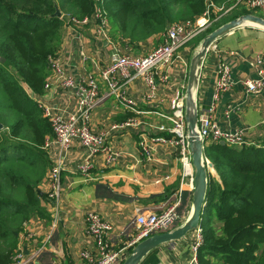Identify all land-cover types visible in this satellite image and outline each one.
I'll list each match as a JSON object with an SVG mask.
<instances>
[{
	"label": "crops",
	"instance_id": "obj_1",
	"mask_svg": "<svg viewBox=\"0 0 264 264\" xmlns=\"http://www.w3.org/2000/svg\"><path fill=\"white\" fill-rule=\"evenodd\" d=\"M246 10L245 6L236 7L235 11ZM262 16L259 10L252 12ZM232 12L227 14V17ZM222 21L225 17H222ZM230 20H228L229 22ZM227 23V21H224ZM62 48L58 58L66 74H91L98 82L100 95L106 93V86L98 74L100 68L111 61L113 48L133 56H146L152 47L150 44L159 40L158 36L139 43L135 47L126 43L113 44L110 38L97 34L91 25L63 28ZM182 48L178 55L182 60L162 70L155 81L153 91L136 78L131 83H124L122 91L134 100L136 111L123 108L114 97L101 101L93 111L90 119L92 130L107 129L111 123L134 118L139 127L131 132L108 136L106 141L114 150L120 152L117 162L107 166L102 157L94 159V167L87 177L78 171V166L86 158L84 149L76 145L64 155L66 168L61 175V201L59 219L52 227L49 208L44 206L43 216L35 215L28 226L27 234L33 238L20 241L24 258L30 257L35 249L40 251L37 260L30 264H85L80 254L92 250L90 237L85 232V215L87 212L100 214L113 227L110 242L112 249H120L134 235L135 210L147 213H161L169 204H177L176 212L179 223L189 216L191 194L187 187L180 188V160L178 149L169 143L152 142V137H170L169 132L159 134V127L167 125L158 114L170 112V102L177 92L185 93L188 76V65L197 46L193 43ZM202 39H200L201 41ZM150 48V50H148ZM228 53H233L231 56ZM257 55H264V29L255 26H241L218 38L205 52L200 65V76L197 83L195 104L197 112L207 110L213 103L214 84L218 78V65L225 63L231 71L232 85L222 93L212 120L223 131L236 132L243 129L244 138L254 145L264 136V92L249 95L242 87V82L253 79L256 72L250 62ZM53 83L48 91L43 90L40 96L43 103L61 113H77L79 101L69 89ZM155 120L164 122L158 126ZM159 123V124H160ZM150 150L147 157L140 143ZM215 173V172H214ZM157 183L159 179H164ZM215 177L216 174H215ZM42 204V202H40ZM192 232L183 239L172 241L157 248V264H188ZM128 257V251H124Z\"/></svg>",
	"mask_w": 264,
	"mask_h": 264
},
{
	"label": "trees",
	"instance_id": "obj_2",
	"mask_svg": "<svg viewBox=\"0 0 264 264\" xmlns=\"http://www.w3.org/2000/svg\"><path fill=\"white\" fill-rule=\"evenodd\" d=\"M94 1L0 0V123L5 127L9 121L13 136L29 140L27 144L8 142L0 129V264L12 263L24 222L32 215L43 216L36 187L50 165L42 144L52 136V129L22 84L34 95L43 94L50 57L59 54L63 42V22L54 16L56 10L82 19L94 11ZM210 2L215 7H232L225 21L252 12L235 11L236 0H101L100 5L110 39L135 47L160 37L175 23L195 22ZM222 12H212L211 18ZM214 29L202 32L195 46ZM204 157L217 177L207 172L197 264H264V136L255 145L210 144L204 148ZM15 166L28 168V173ZM20 187L26 202L8 197V192ZM156 250L141 264L156 261Z\"/></svg>",
	"mask_w": 264,
	"mask_h": 264
},
{
	"label": "built area",
	"instance_id": "obj_3",
	"mask_svg": "<svg viewBox=\"0 0 264 264\" xmlns=\"http://www.w3.org/2000/svg\"><path fill=\"white\" fill-rule=\"evenodd\" d=\"M238 2L247 9L259 10L264 19V0H238ZM221 7H215L212 4L207 6V9L199 16L195 22L182 21L169 26L164 34V42L162 45L151 50L147 56H133L125 54H117L112 52L111 61L101 67L98 74L100 80L106 86V93L100 95L98 90L97 80L89 75H70L65 74L61 68L60 59L50 57V76L46 81L45 89H48L51 84L59 83L65 89L71 90L78 98L79 111L77 113L57 112L50 106H47L40 99H34L38 109L42 111L43 116L47 119L50 128L52 129V136L45 137L42 150L45 152L48 162L50 163L44 188L47 192V206L50 207V215L52 218V227L56 226L59 219V205L61 201V175L66 168L64 162V155L73 147L78 145L86 152V158L81 161L78 166V171L83 177H87L89 172L94 167V159L99 156L107 166L114 165L120 152L114 150L108 144L106 138L108 136L119 135L126 132H131L139 127L138 121L134 119H126L120 122H114L109 125L107 129L92 130L90 127V119L96 106L103 100L110 97H115L123 108L130 112L139 113L136 111L134 100L128 98L121 89L122 82L118 78L122 75L125 78L136 79L140 78L147 89L153 91L155 89L156 76L168 68L175 59L182 60L181 55H176L182 47L191 42L194 38L205 31L213 22L209 19L210 12H221ZM69 21L72 25L81 26L91 25L97 34H104L109 25L106 13L102 5L98 4L90 16L80 19H73ZM75 28V27H73ZM98 31V32H97ZM117 50V49H113ZM233 56V53H228ZM250 66L255 70L256 75L253 79H247L242 82V87L249 95L260 94L264 92V55H257ZM218 78L214 84L213 103L207 110H202L197 114L196 122V136L199 142L204 146L205 144H219L223 141L229 147H237L249 145V142L244 138V132L237 130L230 133L223 131L220 126L215 124L212 120V114L216 109V104L222 93L230 89L232 85L231 71L225 63L218 65ZM184 94L177 92L170 102V112L166 115L158 114V117L170 122L173 125L171 128L161 126L158 131L159 134L169 132L170 137L162 136L152 137L151 141L161 144H167L178 149L180 160V188L179 192L185 190L191 194L194 187V169L192 166V159L190 157L189 143L187 142V124L184 119ZM144 154L148 157L150 150L144 143H140ZM206 159V158H205ZM209 161L208 159H206ZM159 179L157 183L167 180ZM177 204L169 205L161 213H147L140 209H136V216L134 218V235L125 242L120 249H112L110 242L113 227L100 214L94 212H87L85 215V232L90 237L92 243V250L82 251L80 258L85 264H121L127 257L124 251L129 253L134 249L139 242L151 237L154 234L169 232V228H174L178 222V213L176 212ZM25 234V235H24ZM21 235V241L27 238H33L32 233L24 231ZM202 243V230L197 227L192 232V239L190 241L191 258L188 264H197V253L199 246ZM18 255H16L13 264H30L34 263L40 251L35 249L30 257L24 258L23 251L18 248ZM128 253V254H129Z\"/></svg>",
	"mask_w": 264,
	"mask_h": 264
},
{
	"label": "water",
	"instance_id": "obj_4",
	"mask_svg": "<svg viewBox=\"0 0 264 264\" xmlns=\"http://www.w3.org/2000/svg\"><path fill=\"white\" fill-rule=\"evenodd\" d=\"M54 16L59 18L60 12L56 10ZM247 25H253L264 29V19L253 14H247L239 16L234 20L217 27V29L206 34L205 37L202 38L198 48L189 61L184 98V119L187 124V142L189 143L190 157L194 169V187L192 191L189 216L182 224L176 226L169 232L154 234L136 244L134 249L121 264H141L142 261L159 246L183 239L188 233L193 232L199 227L200 216L202 214L201 210L205 206V192L208 183L207 172L210 168L213 169L212 163L205 159L203 145L199 142L195 133L197 125V107L195 104V98L197 93V83L200 76V65L204 59L206 50L211 44L217 41L218 38L234 31V29L238 27ZM219 144L225 145L223 141H220Z\"/></svg>",
	"mask_w": 264,
	"mask_h": 264
},
{
	"label": "rangeland",
	"instance_id": "obj_5",
	"mask_svg": "<svg viewBox=\"0 0 264 264\" xmlns=\"http://www.w3.org/2000/svg\"><path fill=\"white\" fill-rule=\"evenodd\" d=\"M237 2H238V0H236ZM94 3H95V6L94 7H96L97 5H98V3L100 4L101 3V0H95L94 1ZM239 3V2H238ZM209 4H212L213 6H215L213 3H208V5ZM239 6H241V4L239 3ZM222 9H223V12L222 13H220L219 15H216L215 16V18H211V13H212V11L210 12V20L213 22L212 24H210L209 26H208V28H211V27H216V29H217V27H219V26H221V25H223V24H225V23H223L226 19H227V14H229L230 13V11L232 12V7H230V8H225L224 7V5H221L220 6ZM249 10V9H248ZM252 12H254V11H256V10H254V9H252L251 10ZM60 12V18H61V20H62V22H63V28H66V27H68V28H73V27H77V26H81V24H78L77 26H75V25H72V23L70 22L72 19V16L71 15H69V13L68 12H62V11H59ZM251 12V14H253V15H255V16H258V15H256V14H254V13H252ZM88 16H90V15H87V16H84V17H88ZM84 17H82V18H84ZM222 17H225L226 19L225 20H223V22H222ZM258 17H260V16H258ZM260 18H263L262 16L260 17ZM70 20L69 21V23L67 22V20ZM80 20H82V19H80ZM230 22V21H229ZM227 23H228V21H227ZM247 26H249V25H247ZM253 26V25H252ZM255 27H257V26H255ZM93 28V27H92ZM207 28V29H208ZM259 28V27H258ZM94 29V28H93ZM107 29H108V33H109V25H107ZM262 29V28H261ZM63 30V29H62ZM215 30V29H214ZM95 31V30H94ZM98 32V31H97ZM204 32V31H203ZM164 34H165V32H164ZM164 34H162V35H160V37L159 38H161V39H159V40H155V41H153L151 44H150V47H152L151 49H154V48H156V47H158V46H160V45H162L163 44V42H164ZM101 36H103V37H105V39H107V38H110L109 37V35H107V30H105V33L104 34H102ZM198 37V36H197ZM196 37V38H197ZM204 37H205V35H204ZM204 37H202V38H204ZM196 38H194V39H196ZM193 39V40H194ZM107 40H109V39H107ZM192 40V41H193ZM192 41L191 42H189L187 45H185L184 47H182V48H186L187 46H190L191 45V43H192ZM111 42H113L112 40H111ZM197 42V40H195L193 43L195 44ZM140 43H142V42H140ZM113 44H116V43H114L113 42ZM200 44V43H199ZM136 45H139V43L138 44H136ZM212 45V44H211ZM210 45V46H211ZM199 46V45H198ZM198 46L195 48V50H194V52L196 51V49L198 48ZM209 46V47H210ZM61 48H62V44H61ZM114 49V48H113ZM116 49V48H115ZM148 50H150V48L148 49ZM182 49H180L179 51H181ZM114 51H116L117 52V54H125V55H128L129 54V52H126V53H122L119 49H117V50H112V52H114ZM178 51V52H179ZM207 51V50H206ZM194 52H193V55H194ZM149 53V52H148ZM147 53V54H148ZM112 54V53H111ZM110 54V55H111ZM147 54H146V56H147ZM129 55H132L131 53L129 54ZM176 55H178V53L176 54ZM192 55V56H193ZM138 57H141V56H138ZM60 62V64H61V68H62V61L60 60L59 61ZM109 64V63H108ZM101 69V68H100ZM62 70L64 71V69L62 68ZM50 68H49V73H48V75L50 76ZM65 73V72H64ZM66 74V73H65ZM84 74H87V73H84ZM74 75V74H73ZM89 75H91V74H89ZM49 76H48V78L46 79V81H48L49 80ZM92 76V75H91ZM118 78L119 79H121V80H124V81H126L127 83H131V81H132V79H130V78H125V77H123L122 75H119L118 76ZM138 79H140V78H138ZM140 80H142V79H140ZM45 84H46V82L44 83V85H43V90L44 91H48V90H50L51 89V87H52V85L53 84H51L50 85V87L48 88V89H45L44 87H45ZM57 85L56 86H58V87H60V84L57 82L56 83ZM123 85H124V83H122V85H121V89H122V87H123ZM22 86L24 87V92L26 91L27 93H29L30 95H31V97H32V99H33V101H34V103L36 104V102H35V100L36 99H38V100H40L41 98H40V96H42V95H34V94H32L30 91H29V89L27 88V87H25L23 84H22ZM25 92V93H26ZM184 94V96H185V93H183ZM115 98V97H114ZM35 99V100H34ZM116 99V98H115ZM116 101L118 102V100L116 99ZM119 103V102H118ZM120 104V103H119ZM36 106H37V104H36ZM37 108H38V106H37ZM39 110V109H38ZM40 111V110H39ZM42 112V111H41ZM197 114H198V112H197ZM42 118H45L44 116H43V113H42ZM46 119V118H45ZM132 119H134V118H132ZM131 119V120H132ZM6 120H10V117H9V119H6ZM47 120V119H46ZM135 120V119H134ZM48 122V121H47ZM137 122V121H136ZM161 121L160 120H155L154 121V123H157V125L158 126H160V125H162L164 122H162V123H160ZM160 123V124H159ZM166 124H168L167 125V127H166V125H162V126H164L165 128H171L173 125H171V123L170 122H165ZM0 125H1V123H0ZM9 125H10V123H9V121H8V124H5V127H3L2 125H1V129L3 130V132H4V134H5V139L8 141V142H10V141H14V142H18V143H25V144H27L28 142H29V140H27V141H24V140H22L20 137H17V136H13L11 133H10V129H9ZM139 125V124H138ZM161 127V126H160ZM159 127V128H160ZM186 130H187V128H186ZM237 130H242L243 131V129H237ZM187 132V131H186ZM195 133H196V131H195ZM48 137V136H47ZM45 140V139H44ZM208 145H210V144H205L204 146H203V148H205L206 146H208ZM249 145H254L253 143H249ZM48 168H49V166L46 168V171H45V175L43 176V178H42V181L37 185V189L36 190H39V192H40V197H41V200H40V202H42V204H39V208H41L42 209V211L45 209L44 208V206H47V200H48V198H47V192L45 191V188H44V182H45V178H46V174H47V171H48ZM15 169L17 170V171H19V172H23V173H25V174H27L28 173V168H26V167H23V166H20V167H18V166H15ZM32 170H33V168H32ZM208 172H210V174L212 175V176H215V173H214V169H209V171ZM31 174V173H30ZM30 180H32V176L30 177ZM35 192V191H34ZM8 194L10 195V196H8V197H10V198H13V199H15V200H17V201H20V202H26L27 201V198H26V193L24 192V189L23 188H14V190H12L11 192H8ZM192 198V197H191ZM169 205H173V203H171V204H169ZM168 205V206H169ZM167 206V207H168ZM33 208L35 207V206H32ZM48 207V206H47ZM44 208V209H43ZM49 208V211H50V207H48ZM32 220H34V215H32L26 222H24V224H23V231H21V232H19L18 234H19V242H18V244H17V248H16V252H15V255L13 256V258H12V263L11 264H13V262H14V260H15V257H16V255H18V248L20 247V245H19V243H20V241L23 239V238H21V235H23L24 234V231H27V228H28V226L29 227H31L32 225H31V222H32ZM177 220H179V215H178V219ZM33 223V222H32ZM177 224H176V226H179L180 224H182V223H179V222H176ZM175 226V227H176ZM213 226L215 227V228H217V227H219L220 225L219 224H213ZM174 227V228H175ZM173 228H169V230H172ZM25 235V234H24ZM131 253V252H130ZM129 253V254H130ZM124 261V260H123ZM122 261V262H123ZM145 264H157V262L156 261H152V260H148Z\"/></svg>",
	"mask_w": 264,
	"mask_h": 264
}]
</instances>
